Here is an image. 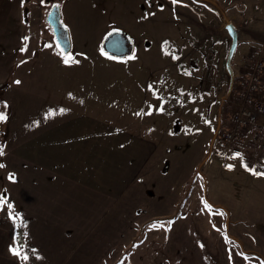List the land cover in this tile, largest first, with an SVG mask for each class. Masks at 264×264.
I'll use <instances>...</instances> for the list:
<instances>
[{
    "label": "rangeland",
    "instance_id": "1",
    "mask_svg": "<svg viewBox=\"0 0 264 264\" xmlns=\"http://www.w3.org/2000/svg\"><path fill=\"white\" fill-rule=\"evenodd\" d=\"M24 4V25L29 27L24 32L29 37L22 55L27 54L29 41L42 40L49 43L52 57L43 55L48 68L41 74L44 90L32 89L33 79L13 93L22 107L17 120L30 127L35 94L43 91L51 103L68 97L69 109L54 117L43 106L44 146L37 150L45 155L55 141L62 148L69 146L63 145L65 141L71 143L69 153L55 157L53 163L73 165L70 169L75 165V176L84 172L86 184L98 188L75 191L76 201H90L96 195L107 207L101 220L91 213L74 221V226L67 225L71 236L65 230L56 234L69 238L58 237L57 257L53 251L44 259L51 264H264V175L255 174L260 168L264 171V163L254 164L256 144L248 140V146L229 148L218 135L206 161L229 84L226 10L213 0H25ZM56 4L73 43L68 56L52 44L45 22ZM111 29L134 37L137 48L131 59L103 54L101 41ZM249 56L240 45L232 65L236 74L246 68ZM65 57L71 62L64 63ZM64 68H69L68 80ZM234 110L233 91L223 108L222 126ZM87 130L101 145L91 138L84 141ZM30 131L28 136L34 139L35 129ZM35 148L36 144L27 146V159L34 160ZM80 161L85 162L83 167L78 166ZM154 221L160 224L153 226ZM36 239L32 244L40 247L42 241ZM72 242L75 255L66 262ZM90 244L95 246L87 250Z\"/></svg>",
    "mask_w": 264,
    "mask_h": 264
},
{
    "label": "crops",
    "instance_id": "2",
    "mask_svg": "<svg viewBox=\"0 0 264 264\" xmlns=\"http://www.w3.org/2000/svg\"><path fill=\"white\" fill-rule=\"evenodd\" d=\"M213 1L218 3L221 9L226 10L225 18L228 20L226 24L228 22L235 24L239 32L240 45L243 49H248L250 61L261 48L264 49V0ZM24 2L25 0H0V112L7 115V119L0 120V148L3 150L0 162L4 165L0 167V198L6 201L3 206H0V264H51L49 260L44 259L43 255L51 256L54 251V256L57 257L58 237L69 238V236L60 237L56 234L65 230L66 234L71 236L72 229L67 225L73 224L74 226L77 219L91 213H95L96 219L101 220L107 207L105 202L96 195L93 200L89 198L90 201H76L75 191L95 192L98 188H91L86 184L84 172L76 173L75 176L74 172H77L76 169L74 170L75 165L73 169H70L73 165L61 162L57 167V163H53L56 160L55 157L61 158L65 153H69L71 143L65 141L63 145L69 146L62 148V144L55 141L51 152L45 155L43 151L40 155L37 150V147L44 146L40 139L43 138V117L46 116L43 113V106L48 110L46 113L54 117L57 112L69 109L68 97L64 102L51 103L47 101V98L44 99L43 91L35 94L34 99L31 100L34 111L32 122H29L30 127L26 126L27 122L17 120L18 115L20 118L22 107H19L17 101L13 100V93L20 91L19 89L23 86L26 87L24 83L33 79L36 83H32V89L36 87L37 91L44 90L45 79L41 74L45 73L48 68L47 57L43 55L48 54L52 57V52L47 46L49 43L42 40L38 43L29 41L28 52L25 56L22 55L21 49L28 42L24 37H29L28 32H24V28L28 27L24 25L26 9ZM223 2H226V5ZM55 43L53 39L52 44ZM34 58L39 59L38 62H35ZM67 70L64 68L61 71L67 72L66 79L68 80L69 68ZM28 103L26 101L25 105ZM71 106H74L73 100ZM61 109L64 111H60ZM71 109L74 112L75 109ZM13 113L14 119H12ZM78 119L82 122L84 118L79 117ZM71 120L75 118L72 117ZM33 128L35 129L34 139L28 136ZM89 130L84 131L87 134L83 137L84 141L91 138L90 141L93 140L98 146L101 145V141H97V136L93 138L92 133H88ZM31 144H36L34 160L27 159L26 154V148ZM60 148L62 151L58 155ZM80 162L81 166H78L83 167L85 162ZM45 163L49 164L46 166ZM9 174H14L15 179H9ZM99 194H102L101 191ZM79 199H84V196ZM86 208L93 209V211H79ZM94 209H100V211L96 213ZM20 233H24L22 242L18 241ZM36 238L42 241L41 244L46 252H43L41 244L40 247L32 244ZM95 240L99 241V239ZM44 242L47 244H43ZM73 243L69 245L67 251L65 250L66 262L75 255ZM94 246L95 244H90L87 250ZM14 248L26 253L27 259L25 260L23 255L14 252Z\"/></svg>",
    "mask_w": 264,
    "mask_h": 264
},
{
    "label": "built area",
    "instance_id": "3",
    "mask_svg": "<svg viewBox=\"0 0 264 264\" xmlns=\"http://www.w3.org/2000/svg\"><path fill=\"white\" fill-rule=\"evenodd\" d=\"M234 110L219 134L226 146L256 144L255 163H264V54L258 53L246 68L236 75ZM251 147V144H250Z\"/></svg>",
    "mask_w": 264,
    "mask_h": 264
},
{
    "label": "water",
    "instance_id": "4",
    "mask_svg": "<svg viewBox=\"0 0 264 264\" xmlns=\"http://www.w3.org/2000/svg\"><path fill=\"white\" fill-rule=\"evenodd\" d=\"M46 23L51 29L54 40L58 47L64 52L65 56H68L73 51V43L70 31L67 27H65V24L62 20V11L60 5L56 4L51 8L46 16ZM224 29L231 41L225 64V70L229 75V84L225 95L221 99L218 110V125L211 141L210 153L207 159L212 155L213 146L221 128L223 108L233 92L235 72L232 65L235 54L240 45L239 32L235 24L233 22H228ZM136 48L137 42L134 40V37L124 30L111 29L101 41V49H103V53L107 52L108 57L120 61L131 59L135 54Z\"/></svg>",
    "mask_w": 264,
    "mask_h": 264
},
{
    "label": "snow or ice",
    "instance_id": "5",
    "mask_svg": "<svg viewBox=\"0 0 264 264\" xmlns=\"http://www.w3.org/2000/svg\"><path fill=\"white\" fill-rule=\"evenodd\" d=\"M44 2V0H41V3H43ZM173 2H177V0H173ZM161 7H163L162 5H161ZM65 27H67V25H65ZM24 39H28L27 37H24ZM166 43V42H165ZM26 49H21V51H25ZM101 51L103 52V49H101ZM62 56H64V52L63 51H61V53H60ZM104 55H108V53L107 52H104L103 53ZM70 55V54H69ZM175 58V57H174ZM71 61L67 58V57H65V59H64V63H70ZM17 83H19V81H17ZM71 95V94H70ZM5 104L7 103L6 101L4 102ZM60 111H64V109H61ZM5 119H7V115L4 113V112H0V120H5ZM0 155H3V150H2V148H0ZM233 155L234 156H242V153H233ZM4 165H3V163L2 162H0V167H3ZM227 167H229V168H231V167H233L234 165H226ZM244 167L245 168H248V170L249 171H255L254 169H252V168H250L247 164H244ZM255 174L256 175H264V173H261V172H255ZM9 179H15V177H14V174H9ZM4 203H6V201L4 200V199H2V198H0V206H3V204ZM204 204H205V207H207V208H209V209H211L212 208V205L211 204H209L206 200L204 201ZM9 207H12V205H8ZM10 215H11V213H9ZM13 218H15V217H13ZM160 224V222L159 221H154L153 222V226H156V225H159ZM214 227H215V225H213ZM13 251L14 252H17V254H20V255H23V258L26 260L27 259V254L26 253H22V252H20L18 249H13ZM240 255L241 256H243L244 255V253H240Z\"/></svg>",
    "mask_w": 264,
    "mask_h": 264
},
{
    "label": "trees",
    "instance_id": "6",
    "mask_svg": "<svg viewBox=\"0 0 264 264\" xmlns=\"http://www.w3.org/2000/svg\"><path fill=\"white\" fill-rule=\"evenodd\" d=\"M204 1H208V0H204ZM214 3H216V2H214ZM251 166H252V165H251ZM250 168H251V167H250ZM261 170H262V169L260 168V169L257 170L256 172H259V171H261ZM261 173H262V172H261ZM23 239H24V233H20L18 241H19V242H22Z\"/></svg>",
    "mask_w": 264,
    "mask_h": 264
},
{
    "label": "flooded vegetation",
    "instance_id": "7",
    "mask_svg": "<svg viewBox=\"0 0 264 264\" xmlns=\"http://www.w3.org/2000/svg\"><path fill=\"white\" fill-rule=\"evenodd\" d=\"M227 101H228V100H227ZM216 140H217V139H216ZM240 146H242V145H240ZM210 147H211V146H210ZM213 147H214V146H213ZM242 147H243V146H242ZM212 152H213V151H212ZM208 156H209V155H208ZM208 156H207V157H208ZM207 157H206V159H207ZM210 157H211V156H210ZM210 157H209V158H210ZM209 158H208V159H209ZM208 159H207V160H208ZM207 160H206V161H207ZM200 166H201V165H200ZM200 166H199V171L201 170V167H202V166H201V167H200Z\"/></svg>",
    "mask_w": 264,
    "mask_h": 264
}]
</instances>
